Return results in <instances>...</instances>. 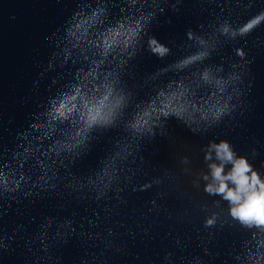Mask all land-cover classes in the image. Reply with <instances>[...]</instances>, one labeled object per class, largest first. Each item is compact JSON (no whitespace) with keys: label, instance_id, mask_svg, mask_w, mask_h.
Wrapping results in <instances>:
<instances>
[{"label":"clouds","instance_id":"1","mask_svg":"<svg viewBox=\"0 0 264 264\" xmlns=\"http://www.w3.org/2000/svg\"><path fill=\"white\" fill-rule=\"evenodd\" d=\"M182 3L75 0L63 22L45 37L51 52L46 64L40 62L38 76L43 78L58 67L66 70L51 76L49 94L29 114L27 127L16 134L17 139H28L30 132L38 131L28 140L31 147L17 152L5 146V157H0V200L63 185L78 197L91 196L99 206L111 196L116 203L125 202L123 193L129 188L133 192L155 189L150 211H158L157 198L175 193L185 204L177 219L199 225L200 251L184 254L186 242L182 244L177 236L175 247L165 251V264H264V158L258 159L260 150L253 146L241 151L225 136H209L197 145L178 140L169 128L175 119L194 134H206L242 113L246 91L253 85L248 77L254 57L240 41L264 25V7L253 8L252 0H237L239 14L225 13L221 7L214 19L187 27L181 54L142 78L139 89L134 87L129 77L141 50L161 60L173 53L172 45L162 42L151 29L166 9L179 12ZM171 19L165 17L167 23ZM226 46L231 47L228 57L213 60ZM112 130L121 135L95 171L81 176L68 170L99 135ZM157 136L167 137L173 145L172 159L166 166L153 165L156 174H150L137 157L144 142ZM45 138L46 144L34 143ZM33 147L38 159L45 158L40 160L43 174L35 178L23 165L24 153L31 156ZM96 224L93 221L88 229ZM16 231L0 234V252L10 247ZM84 231L75 217L46 216L29 237L25 264H54L59 259L53 254L56 245ZM223 232L234 236L227 248L217 241ZM90 238L92 248L98 249L92 256L94 264H111L110 250L120 251L127 245L126 240L116 243L112 226H101Z\"/></svg>","mask_w":264,"mask_h":264},{"label":"water","instance_id":"2","mask_svg":"<svg viewBox=\"0 0 264 264\" xmlns=\"http://www.w3.org/2000/svg\"><path fill=\"white\" fill-rule=\"evenodd\" d=\"M240 2L248 3L249 0ZM236 5L237 0H183L179 12L166 9L151 31L162 42L172 45L173 53L161 60L147 50H141L129 77L130 83L139 89L142 78L181 54L187 27L195 28L214 19L215 12L221 7L225 13L232 10L239 14ZM74 6L75 0H0V157H5V146L23 152L25 147H31L28 140L33 135H39L38 131L30 132L28 139L24 136L17 139L16 134L27 127L29 114L49 94L47 85L51 76L66 70L58 67L43 78L38 76L40 62L46 64L51 52L45 37L57 29ZM252 6L264 7V0H252ZM166 16L172 18L171 23L166 22ZM240 43L250 48L249 55L254 57L248 77L253 80V85L246 91L242 113L238 112L235 118L226 119L206 134H194L175 119L170 121L169 128L178 140H188L197 145L205 143L209 136H225L241 151L255 146L260 150L259 159L264 158V25ZM230 52L231 47L226 46L220 56L214 54L212 59L219 62L221 58L226 59ZM120 135L118 130L99 135L84 156L71 164L68 170L81 176L95 171L102 159L113 152L114 141ZM34 143L46 144L47 138ZM43 150L41 147L40 151ZM172 152L173 145L169 139L157 136L144 142L137 161L144 163L147 172L156 174L152 166L168 165ZM37 156L33 147L32 155L24 153L23 158L24 170L34 174L33 178L44 171L40 160L45 158L39 156L38 159ZM59 170L65 174L62 165H59ZM154 193L155 189L133 192L129 188L123 193L125 202L116 203L111 196L104 205L98 206L91 196L78 197L61 185L59 189H34L28 197L17 194L15 200H0V234L17 229L10 247L0 252V264H25V255H30L29 237L49 215L60 219L75 217L77 225L82 223L85 229L81 236L72 233L66 243L56 245L53 254L59 259L54 264H85V261L94 264L92 256L98 249L92 248L90 234L99 231L101 226L113 227L117 244L121 240L127 241L123 250H110L111 264H165V251L175 247L177 236L182 244L186 242L184 254L200 251L196 237L199 225L189 221L181 223L177 219L185 204L175 193H170L164 198H157V203L161 205L158 211H150ZM93 221L97 222L96 227L89 230L88 225ZM233 239L229 232L217 235V241L224 248Z\"/></svg>","mask_w":264,"mask_h":264}]
</instances>
